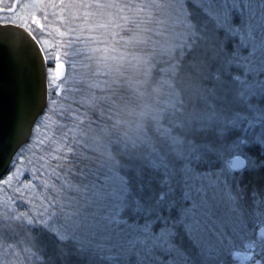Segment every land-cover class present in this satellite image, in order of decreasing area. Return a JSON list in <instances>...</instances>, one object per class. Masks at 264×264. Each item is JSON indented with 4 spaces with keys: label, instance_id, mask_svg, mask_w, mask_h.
Wrapping results in <instances>:
<instances>
[{
    "label": "snow or ice",
    "instance_id": "obj_1",
    "mask_svg": "<svg viewBox=\"0 0 264 264\" xmlns=\"http://www.w3.org/2000/svg\"><path fill=\"white\" fill-rule=\"evenodd\" d=\"M0 14L16 69L0 264H264V0H12ZM124 107L134 121L115 118Z\"/></svg>",
    "mask_w": 264,
    "mask_h": 264
},
{
    "label": "water",
    "instance_id": "obj_2",
    "mask_svg": "<svg viewBox=\"0 0 264 264\" xmlns=\"http://www.w3.org/2000/svg\"><path fill=\"white\" fill-rule=\"evenodd\" d=\"M6 40L18 44L23 41L22 32H15L6 37ZM16 69L7 51L0 52V82L4 87L0 88V139L8 138L15 104L14 82ZM34 87H39L38 83Z\"/></svg>",
    "mask_w": 264,
    "mask_h": 264
},
{
    "label": "trees",
    "instance_id": "obj_3",
    "mask_svg": "<svg viewBox=\"0 0 264 264\" xmlns=\"http://www.w3.org/2000/svg\"><path fill=\"white\" fill-rule=\"evenodd\" d=\"M57 2H58V0H57ZM56 11L59 12L58 9ZM53 19H54V17L50 15L49 16V20L51 21ZM59 26L60 25L58 23H55V24L52 25L53 28H56V27H59ZM61 30H63V29H61ZM44 38L45 39H52L53 40V43H55L59 39L58 36H55V38L45 36ZM77 59L80 60V61H82V64H89L90 63L89 61L85 60L83 57H78ZM82 64H77V67H76L78 69V76L77 77H79V76H87L90 73V71H91V69L84 68L82 66ZM68 71L70 73V68L68 69ZM71 84L72 83H69L66 86L67 87H78L79 86L78 83L75 84V85H71ZM115 118L120 119L121 121H123V120H128L129 122L134 121L135 120V110L133 108H131V107H124L123 110L120 111L119 114H118V116H116ZM54 123H55V117H53L52 121L50 122V126L51 125H54ZM131 127H132V124L131 123H129V124H122L117 130L120 131V132H122V133H125V134L130 135V128ZM41 131H45V129H41ZM104 138L107 139L106 136ZM85 155H87V154H85ZM83 166L84 165H83V162H82L81 163V167H83ZM73 171L75 172L76 169H73ZM67 178L71 179L74 182H78L74 176H68ZM76 185H78V183Z\"/></svg>",
    "mask_w": 264,
    "mask_h": 264
},
{
    "label": "rangeland",
    "instance_id": "obj_4",
    "mask_svg": "<svg viewBox=\"0 0 264 264\" xmlns=\"http://www.w3.org/2000/svg\"><path fill=\"white\" fill-rule=\"evenodd\" d=\"M20 2L23 3V2H26V0H20ZM11 3H12V0H0V7H2L4 4H11ZM0 15H4V14H0ZM6 15H12L14 18L25 17V16H27V12H25L21 8H17L15 13L6 14ZM17 23H23V20L17 19ZM69 68H70V73H72L73 69L71 68V66ZM75 72H76V75L78 76V69L77 68H76ZM69 83H71V82H69ZM71 85H75V84L72 83ZM43 132L44 131H41V133H43ZM66 183H68L70 185L78 186V185H76L78 182H74L69 178H66Z\"/></svg>",
    "mask_w": 264,
    "mask_h": 264
}]
</instances>
